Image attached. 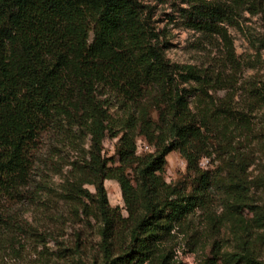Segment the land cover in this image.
Listing matches in <instances>:
<instances>
[{"label": "trees", "instance_id": "16d2710c", "mask_svg": "<svg viewBox=\"0 0 264 264\" xmlns=\"http://www.w3.org/2000/svg\"><path fill=\"white\" fill-rule=\"evenodd\" d=\"M184 1L182 25L220 41L216 66L238 69L227 25L245 11L264 21V0ZM259 41L264 47V36ZM165 48L139 0H0V223L28 225L12 204L36 196L28 188L36 144L62 123L75 125L90 141L80 179L95 189L82 195L96 204L79 207L100 225L102 264L154 260L166 234L161 221L179 222L199 206L207 183L201 159L242 113L232 93L218 102L212 94L233 87V74L173 62ZM105 94L126 113L120 129L111 126ZM106 136L117 138L110 156ZM139 136L150 150L137 153ZM172 151L185 160L184 179L159 186ZM106 179L119 184L127 216L109 205Z\"/></svg>", "mask_w": 264, "mask_h": 264}, {"label": "rangeland", "instance_id": "374dc122", "mask_svg": "<svg viewBox=\"0 0 264 264\" xmlns=\"http://www.w3.org/2000/svg\"><path fill=\"white\" fill-rule=\"evenodd\" d=\"M139 1L146 6L152 26L161 32L171 61L213 66L222 68L225 75L233 74V87L212 94L218 102L232 93L235 107L242 112L224 139L213 138L211 156L201 159L207 183L199 206L179 222L161 221L166 234L157 244L154 260L143 264H264V47L259 41L264 21L245 11L227 25L240 64L234 70L216 66L222 56L220 41H208L182 25L184 0ZM101 98L107 99L111 126L120 129L126 113L110 94ZM60 127L43 133L36 144L28 183L35 198L12 204L16 216L28 225L19 229L0 223V264H102L100 225L85 218L79 207L84 200L89 209H96L95 202L82 195L83 190L94 194V186L80 179L89 137L75 125L62 123ZM116 139L105 137L107 156L113 154ZM146 150L150 146L139 136L137 153ZM166 159L159 186L183 180L186 172L185 160L177 151ZM104 186L109 205L127 216L119 184L106 179ZM74 192L82 198L73 199ZM121 243L116 242V250Z\"/></svg>", "mask_w": 264, "mask_h": 264}]
</instances>
